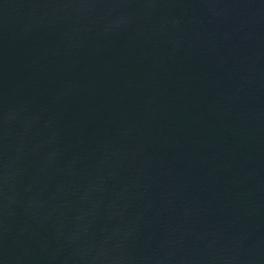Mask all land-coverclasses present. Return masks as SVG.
<instances>
[{"label":"water","instance_id":"95a60500","mask_svg":"<svg viewBox=\"0 0 264 264\" xmlns=\"http://www.w3.org/2000/svg\"><path fill=\"white\" fill-rule=\"evenodd\" d=\"M0 264H264V0H0Z\"/></svg>","mask_w":264,"mask_h":264}]
</instances>
